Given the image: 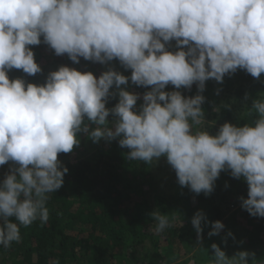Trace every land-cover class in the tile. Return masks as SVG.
I'll return each instance as SVG.
<instances>
[{
    "label": "clouds",
    "instance_id": "1",
    "mask_svg": "<svg viewBox=\"0 0 264 264\" xmlns=\"http://www.w3.org/2000/svg\"><path fill=\"white\" fill-rule=\"evenodd\" d=\"M41 37L74 63L80 57L101 64L118 59L132 70V83L152 86L142 109L135 108L138 95L121 88L129 78L111 68L97 78L60 66L42 85L10 80L13 68L41 72L30 47L41 44ZM172 40L175 52L166 48ZM238 68L257 79L264 73V0H0V166L18 165L0 182V245L20 242V226L48 222V194L63 186L68 171L58 154L79 145L81 132L93 142L120 137L132 161L166 157L178 183L197 194L211 193L221 171L230 170L248 185L241 207L264 217V95L252 101L248 115L256 114L254 124L225 122L210 135L197 127L205 123L203 95L164 91L169 84L190 89L197 83L202 93L207 80L223 82ZM113 85L119 102L109 109ZM110 113L117 117L114 128ZM85 118L96 127L90 130ZM151 216L156 233L171 226L169 215ZM202 221L207 218L197 211L191 223L198 242ZM224 227L212 222L208 236ZM211 249L209 264H249L250 257L251 264H260L254 252L229 257L216 243Z\"/></svg>",
    "mask_w": 264,
    "mask_h": 264
},
{
    "label": "trees",
    "instance_id": "2",
    "mask_svg": "<svg viewBox=\"0 0 264 264\" xmlns=\"http://www.w3.org/2000/svg\"><path fill=\"white\" fill-rule=\"evenodd\" d=\"M30 47L41 72L28 75L21 69L13 68L8 71L10 80L22 78L26 83L42 85L46 83L48 75L60 66L92 72L97 76L111 68L129 78L128 83L121 88L138 95L137 111L142 109L144 94L151 90L152 86L132 83V70L125 68L118 59L101 64L80 57L79 63H74L66 53L50 56L49 53L55 51L43 42V37L41 44ZM184 50H187V46H184ZM218 86H225L239 103L247 102L245 118L234 124L237 121H234L228 108L230 102L223 99L220 105L221 118L236 126L254 124L256 114L248 113L252 101L264 95V73L257 79L238 68L235 73L225 74L223 82L207 80L202 93L198 91L197 83L192 88L196 87V95L205 97L204 106L210 102L209 90H216ZM164 91L169 92L168 85ZM110 92L115 95L107 100L106 107L109 109L119 102V89L113 85ZM113 118L115 116L110 113L107 119L110 121ZM85 123L90 130L96 127L86 118ZM78 139L79 145L74 146L70 153L58 154L61 167H66L68 171L64 175L63 186L48 194V222L41 225L37 219L28 227L20 226V242H13L9 248L0 245V264H52L53 261L59 264H166V258L169 261L178 258L175 250L179 243L197 237L191 223L197 211L205 214L207 223L202 221L204 241L189 259L190 264L191 261L194 264H209L214 251L211 249L212 243H216L231 257L233 239L228 235L229 230L232 233L231 229H236L240 235L239 246L254 252L255 259L264 264V217H254L241 206L238 209L241 216L230 215V223L225 222L223 229L226 234L204 239L206 233L212 230V222H222L229 207L241 205L240 197L247 199L248 185L243 178L232 177L230 170L226 169L227 180L219 182V186H222L218 189L219 193L214 186L209 194H197L190 187L173 182L174 193L168 196L152 195L151 199L150 190L154 185L146 181L150 177L153 179L151 170L154 162L130 160L127 156L130 149L119 145L120 137L93 142L88 134L81 132ZM88 143H92L95 149L86 155ZM79 153L83 156H77ZM14 167L18 165L9 161L0 169L8 174ZM7 174L0 173V182ZM155 211L170 218L171 226L161 233L155 232L157 221L151 216ZM144 247L149 250L139 253L138 249Z\"/></svg>",
    "mask_w": 264,
    "mask_h": 264
},
{
    "label": "rangeland",
    "instance_id": "3",
    "mask_svg": "<svg viewBox=\"0 0 264 264\" xmlns=\"http://www.w3.org/2000/svg\"><path fill=\"white\" fill-rule=\"evenodd\" d=\"M167 50L175 52L177 50H179L176 46V41L173 40L171 41L170 45L166 47ZM50 56L55 55V52H51L49 53ZM98 69V68H97ZM97 78H99V76L94 75ZM216 90H209V97H210V102L208 103V105H201L203 112H204V121L205 123L197 126L199 128H203L204 130L208 131L210 135H215L217 134V132L219 131V128L225 123V121L221 118L220 116V105L223 103V99H228L230 102L229 105V110L232 112L233 115V119L234 124H238L239 120H242L243 118H245V110L247 109V102H243V103H239L236 99L235 96L230 93L228 91V89L225 86H218V88H215ZM222 89V90H221ZM168 91H180L182 93V95H184L186 98L187 97H194L196 94L194 93L196 91V87L195 88H184L181 87L180 89H175L173 85L169 84L168 85ZM205 102V101H204ZM137 109V107H135ZM117 119V117L111 119L109 121V127H113L114 128V121ZM233 124V123H232ZM103 139V138H101ZM85 148V146H84ZM94 146L92 143H88L85 150H86V155L93 152L94 151ZM80 154V153H79ZM76 156V155H75ZM77 156H83V155H77ZM154 167L151 170V176L153 179H151V177L146 181L148 184V181H151V183H153V187H151L152 190H150V195L149 198H153L155 195H160V196H168L169 194L174 193V189H172L173 186V182H175L176 184L178 182V178L176 176V172L175 170L171 167V165L167 162L166 157L162 156L160 157L158 160L154 161ZM0 173L4 174L7 172L3 171L2 169H0ZM222 178V176H224ZM151 179V180H150ZM175 180V181H174ZM227 180V174L225 172V170L221 171L219 177L216 179V183H215V188H216V192H218V189L222 186H219V182H225ZM214 194V193H213ZM153 195V197H152ZM215 196L217 197L218 195L215 194ZM231 201L229 200V204ZM241 205H238L236 207H229V210L226 213V217L224 218V220H222V223L225 224L226 223H230V215L233 214H237V217L241 216V214L239 213L238 209L240 208ZM232 231V235L230 236L232 240L230 248H231V252L232 255H234L236 252L238 251H244V247L243 246H239L238 243V239H239V234L237 233L236 229H231ZM228 232V231H227ZM230 232V230H229ZM234 232V233H233ZM237 233V234H236ZM219 234H226L225 233V229H222L220 231ZM208 237V234L206 233V236L204 237V239ZM203 240V239H202ZM204 241V240H203ZM202 241L198 242L197 237L194 239H185L182 243L178 244L177 249L175 250L176 254H177V259L174 261H169L168 258H166L167 262L166 264H184L186 261H188L197 251V249L199 248V246L201 245ZM149 250L147 247L144 248H140L138 249L139 253L142 251H147ZM191 260V259H190ZM190 260L187 262V264H190ZM192 264H194V261H191ZM249 264H251V258H249Z\"/></svg>",
    "mask_w": 264,
    "mask_h": 264
}]
</instances>
